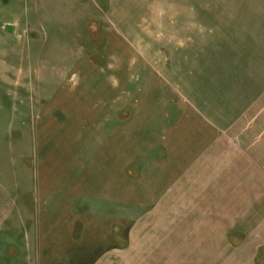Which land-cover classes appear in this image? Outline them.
I'll return each mask as SVG.
<instances>
[{
	"label": "crops",
	"instance_id": "obj_1",
	"mask_svg": "<svg viewBox=\"0 0 264 264\" xmlns=\"http://www.w3.org/2000/svg\"><path fill=\"white\" fill-rule=\"evenodd\" d=\"M257 61L264 79V54L245 52L230 67L220 65L212 80L200 71L193 82L192 65L167 84L154 77L137 88L134 104L110 94L92 96L83 112L63 104L74 127L71 144L51 142L52 117L45 114L53 111L41 112L34 186L25 193L34 206L19 208L33 215L32 228L10 227L23 238L26 262L256 261L253 248L264 247V179L257 171L264 164V100L257 101L258 78L234 72L236 63L250 71ZM16 198L0 191V231L5 216L18 211ZM242 231L247 237H234ZM226 242L249 252L225 255Z\"/></svg>",
	"mask_w": 264,
	"mask_h": 264
},
{
	"label": "rangeland",
	"instance_id": "obj_2",
	"mask_svg": "<svg viewBox=\"0 0 264 264\" xmlns=\"http://www.w3.org/2000/svg\"><path fill=\"white\" fill-rule=\"evenodd\" d=\"M245 52L264 54V0H0V191L16 192L18 206L0 231V264L29 263L23 238L10 227L32 228L33 215L19 208L34 206L25 193L34 186L35 131L46 121L41 112L53 111L45 114L52 117L51 142L71 144L74 127L59 109L63 104L83 112L101 94L134 104L137 88L154 77L167 84L192 65L193 82L200 71L212 80L220 65L230 67ZM236 65L234 75L258 78L257 101L264 100L259 61L250 71ZM258 130L264 136V117ZM257 168L264 179V164ZM255 247L260 256L246 264H264V247ZM249 248L226 242L224 252Z\"/></svg>",
	"mask_w": 264,
	"mask_h": 264
},
{
	"label": "water",
	"instance_id": "obj_3",
	"mask_svg": "<svg viewBox=\"0 0 264 264\" xmlns=\"http://www.w3.org/2000/svg\"><path fill=\"white\" fill-rule=\"evenodd\" d=\"M4 31L6 32V33H12V31H13V28H12V26H10V25H6L5 26V28H4Z\"/></svg>",
	"mask_w": 264,
	"mask_h": 264
}]
</instances>
